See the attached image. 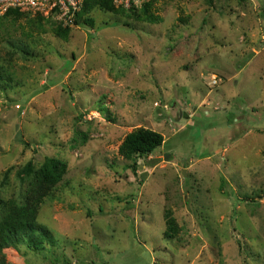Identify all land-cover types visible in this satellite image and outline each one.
I'll list each match as a JSON object with an SVG mask.
<instances>
[{"label":"rangeland","instance_id":"374dc122","mask_svg":"<svg viewBox=\"0 0 264 264\" xmlns=\"http://www.w3.org/2000/svg\"><path fill=\"white\" fill-rule=\"evenodd\" d=\"M141 8L0 18V216L28 162L67 164L37 214L53 244L4 264H264V0ZM138 128L164 143L133 172Z\"/></svg>","mask_w":264,"mask_h":264},{"label":"trees","instance_id":"16d2710c","mask_svg":"<svg viewBox=\"0 0 264 264\" xmlns=\"http://www.w3.org/2000/svg\"><path fill=\"white\" fill-rule=\"evenodd\" d=\"M208 4L214 1L205 0ZM243 2L245 0H237ZM152 0H149L141 8V11L146 14ZM99 9L106 12L117 14L132 13L135 15L134 9L115 8L113 0H83L80 10L75 14L74 24L83 15L93 9ZM20 14L18 10H10L4 16H12ZM0 17V18H2ZM40 17V15H37ZM43 19V18H42ZM149 21H156L155 17L147 14ZM85 24L91 23L89 19H83ZM55 32L57 35L66 33V29L56 26ZM164 143L163 136L155 131L146 128H138L128 133L118 148V154L126 159L132 160L130 166L133 172L137 168V158H144L152 154V152L161 147ZM67 170V164L57 158H46L43 163L35 168L31 162H28L22 170L18 172V176H25L30 180L27 186V195L23 202H15L9 200L2 203L0 216V264H4L5 259L3 250L16 245H24L28 249L43 250L45 244L52 245L51 232L37 222V214L40 205L43 203L55 187L62 181ZM8 172H5L6 179ZM21 174V175H20ZM22 180V177H20ZM165 230L164 237L171 239L176 236L180 230L175 219L171 215V211H166L164 215ZM52 247V246H50Z\"/></svg>","mask_w":264,"mask_h":264},{"label":"built area","instance_id":"2783aa9c","mask_svg":"<svg viewBox=\"0 0 264 264\" xmlns=\"http://www.w3.org/2000/svg\"><path fill=\"white\" fill-rule=\"evenodd\" d=\"M225 2L229 0H212ZM237 1V0H230ZM83 0H0V17L10 10L26 11L44 17H52L64 26L73 24L75 14L80 10ZM149 0H113L117 8L138 9Z\"/></svg>","mask_w":264,"mask_h":264}]
</instances>
